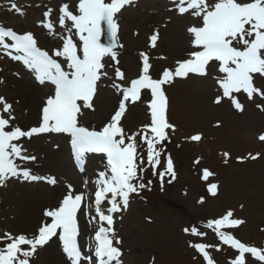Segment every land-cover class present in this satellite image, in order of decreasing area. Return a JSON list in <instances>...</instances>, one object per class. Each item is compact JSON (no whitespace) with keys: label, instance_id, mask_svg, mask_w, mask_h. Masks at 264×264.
I'll return each instance as SVG.
<instances>
[{"label":"snow or ice","instance_id":"snow-or-ice-1","mask_svg":"<svg viewBox=\"0 0 264 264\" xmlns=\"http://www.w3.org/2000/svg\"><path fill=\"white\" fill-rule=\"evenodd\" d=\"M172 3L179 15L190 13L198 20L187 28L194 50L187 53V59L176 61L174 69L165 68L158 79L150 74L149 56L141 52L142 66L138 76L127 84L113 83L121 98L110 119L100 128L84 125L80 117L85 109L94 110L98 82L108 76L105 58L110 57L119 63L115 51L117 47H122L117 39L120 27L118 14L132 5L133 0H78L75 13L68 3H63L58 17L59 26L64 30L63 34H59L62 44L51 54L38 45L33 32L18 33L12 28L0 27V57L22 63L39 84L53 86L52 94L46 98L41 109L39 125L27 130L13 125L16 119L13 105L0 96V108L2 113L7 114L6 118L0 114V186H6L12 179L44 180L50 185L57 183L55 177L34 175L23 166L24 162L36 160L35 155L28 154L23 139L31 140L44 133L70 136L77 166L88 153L103 154L107 160L105 169L97 173L91 202H88L85 192H76L68 184L58 206L45 208L44 219L31 233L3 231L0 234V264H31L32 258L54 237L59 240L68 264H82L89 257L80 244L78 214L92 218L93 207L99 226L90 238L88 250L94 251L99 264H122L121 250L115 246L121 241L116 238L113 227L114 214L126 210L130 196L146 187L142 180L145 165L141 147L146 145L147 165L152 168L153 175L163 178L165 174H171L175 178L170 156L166 161V172H157L164 143L169 139L168 130H176L167 119L168 100L163 86L190 74L205 77L211 65L219 74L214 79L222 93L216 96L214 103L220 104L223 98H228L236 110L242 111L243 105L234 93L243 92L250 100L255 95L264 98V90L255 85L257 75L264 77V0H172ZM11 9L23 15L16 3L11 4ZM52 12L51 8L45 11L44 19L39 22V26L50 35L56 34L55 25L49 19ZM105 29L110 41L107 45L101 40ZM157 40L158 33L152 34L149 37L150 46L156 47ZM115 80H125V74L119 68L115 69ZM144 90L151 94L147 102L150 122L129 134L121 123L122 117L129 103L142 100ZM190 139L199 141L201 135H193ZM259 140L264 141V134L259 136ZM258 155L251 156V159H257ZM210 175L207 169L203 171L204 179ZM216 188V184H211L208 191L215 195ZM105 201L108 205L106 211L101 207ZM232 217L233 213L229 210L221 218L208 220L205 227L212 229L222 244L238 252L231 264H246V254L264 264V248L246 245L222 231L244 223ZM188 231L185 229V232ZM191 233L204 235L195 227ZM189 246L203 256L206 264H214L206 249L216 247L217 251L220 250L218 246L205 243H190Z\"/></svg>","mask_w":264,"mask_h":264},{"label":"rangeland","instance_id":"rangeland-1","mask_svg":"<svg viewBox=\"0 0 264 264\" xmlns=\"http://www.w3.org/2000/svg\"><path fill=\"white\" fill-rule=\"evenodd\" d=\"M5 3H16L23 15H17L14 10L10 12L8 8L11 6ZM63 3H68L70 10L76 12L78 0H0V22L18 33L33 32L38 45L51 54L53 49L62 44L59 34H63L64 30L59 26L58 17ZM49 8L53 10L49 17L55 25L56 34L53 35L39 26V22L44 19L43 13ZM118 23L117 39L122 47H117L115 51L119 63L110 57L105 58L108 76L98 82L94 110L85 109L80 117L81 123L88 127L100 128L110 119L121 98L113 83L127 84L138 76L142 66L141 52L149 56L152 66L150 74L158 79L165 68L174 69L176 61L187 59V53L194 50L187 28L198 23V20L190 13L179 15L172 0H133L132 5L126 6L118 14ZM154 33H158V40L156 47H151L149 37ZM179 41L185 48L182 53L181 50L177 51ZM116 68L125 74L124 81L115 80ZM19 69L6 57H0V96L13 105L16 118L13 125L27 130L39 125L44 104L19 90L20 82H29L22 76L25 75L24 71L21 75ZM217 75L216 68L210 65L205 77L190 74L187 78H176L163 86L168 100L167 118L176 130H168L169 139L164 143L157 172H166V161L170 156L175 178L171 174H165L163 178L153 175L152 168L147 165L146 145L141 147L145 165L142 180L146 187L130 196L126 210L114 214L113 227L116 238L121 241L115 246L121 250L122 264H206L203 256L189 246L190 243L218 246L219 251L216 247L206 249L214 264H231L238 252L222 244L215 232L205 227L208 220L221 218L229 210L233 213L232 218L241 219L244 223L222 231L232 234L246 245L264 248V141L259 140V136L264 134V98L255 95L250 100L243 92L234 93V97L243 105L242 111L236 110L228 98L216 104V96L222 95L214 79ZM255 85L264 90V77L257 75ZM104 93L112 96L113 103L99 117L98 111L105 103ZM150 99V91L144 90L141 101L128 104L121 123L129 134L150 122L147 108ZM197 134L201 135V139L192 141L190 137ZM56 141L51 133L34 136L25 147L28 154L36 156V160L24 162L23 166L34 175L56 177L53 167L48 164L51 157L60 153ZM61 146H65V141L61 142ZM257 154V159H251ZM205 169L211 173L207 179L203 178ZM84 177L83 181L78 180L76 184L87 189V199L91 202V193L95 189L92 184L96 176ZM68 184L71 181L67 179L61 185L53 207L58 206V199L60 201L66 194ZM211 184L217 185L215 195L208 191ZM37 186L51 187L44 180L30 182L12 179L6 186H0V193L19 196L31 192ZM106 204L105 201L101 207L104 208ZM2 212L0 209V216ZM79 222L81 247L89 257V264H93L94 251L88 250L87 240L93 236L99 224L95 221L86 226L81 215ZM193 227L204 235H193ZM185 229L189 231L185 232ZM3 231L10 230L0 226V234ZM47 247L38 251L32 258V264H51V246ZM56 249L61 263L54 261L52 264H68L65 254L58 247ZM246 264L260 262L246 254Z\"/></svg>","mask_w":264,"mask_h":264},{"label":"bare ground","instance_id":"bare-ground-1","mask_svg":"<svg viewBox=\"0 0 264 264\" xmlns=\"http://www.w3.org/2000/svg\"><path fill=\"white\" fill-rule=\"evenodd\" d=\"M23 7H26V5H24ZM177 46H178V50H177L178 52L181 50L180 53H182L185 50L183 44H181V41H179ZM18 72L22 75L23 71L18 70ZM22 76L28 78L26 75H22ZM46 84L47 86L45 85L37 86L34 81L29 80V82L27 81L22 83L20 82L19 90L26 93L29 96L32 95L33 96L32 98H34L36 101H40L41 103H44L46 98L50 95L49 87L51 86V84L49 83ZM103 99L105 103L101 107L100 111H98L97 116L99 117H102L105 114L106 109L113 103V98L109 93H104ZM0 114H3L5 116V114L2 113L1 111ZM52 136L55 137V140H57L55 143L56 145H58L57 147H59L60 153L56 154L54 157H51L49 159L48 164H51V167H53V171L57 175L55 177L57 183L55 185H51V187L49 186V188L43 186H37L34 189H32L31 192L21 193V195L19 196L18 195L6 196L0 193V209L4 211L0 216L1 227L9 229L10 231L16 233H21V232L31 233L37 227L39 222L42 219H44L43 210L45 208L53 207V204L55 203L56 198L59 195L60 187L65 180L68 179L71 181V185L76 190V192L86 193L87 189L81 185H77L76 181H78L79 179L82 180L83 178H86L84 176L88 177V175H94V174L97 175L99 171H102L101 170L102 167L96 164L94 159L89 158V160L84 162L83 165H81L80 167L81 169H84L85 175L83 174L82 177L79 176L76 171L74 172V169L72 170L73 167L71 165V162L69 161L71 150L67 147L66 143L65 146H61V142H64V140L65 142L67 141L66 135L61 134L60 136H54V135ZM30 142H32V139L31 140L25 139L22 143L24 146H28ZM72 179H75L74 183L72 182ZM107 207L108 205L106 204V206L104 207L105 211ZM92 218L96 219V217H92ZM92 218L86 217L83 214L81 215V220L87 226L89 225L88 224L89 220H92L93 222ZM53 244L54 245L52 246V241L48 244V247L51 246V250L49 251L51 264L54 261H59V263H61L60 259H58V252L56 249L57 243L53 242ZM59 249L62 251L61 247H59ZM48 262H50V259ZM31 264H32V260H31Z\"/></svg>","mask_w":264,"mask_h":264},{"label":"water","instance_id":"water-1","mask_svg":"<svg viewBox=\"0 0 264 264\" xmlns=\"http://www.w3.org/2000/svg\"><path fill=\"white\" fill-rule=\"evenodd\" d=\"M106 31H107V30L105 29V33H104V35H106ZM104 37H105V36H104ZM105 38H106V37H105ZM102 43L105 44V43H107V42L103 40Z\"/></svg>","mask_w":264,"mask_h":264}]
</instances>
